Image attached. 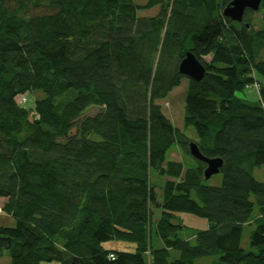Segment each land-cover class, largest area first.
<instances>
[{
  "label": "trees",
  "instance_id": "obj_1",
  "mask_svg": "<svg viewBox=\"0 0 264 264\" xmlns=\"http://www.w3.org/2000/svg\"><path fill=\"white\" fill-rule=\"evenodd\" d=\"M230 1L0 0V209L15 222L0 225L6 264H264V181L253 175L264 166V0L240 21L222 13ZM187 51L200 80L179 72ZM183 78L197 140L158 102ZM254 84L257 99L238 96ZM190 141L221 158L219 185L204 183L203 161L166 159ZM180 212L208 221L193 242L179 236ZM113 240L134 251L107 248Z\"/></svg>",
  "mask_w": 264,
  "mask_h": 264
},
{
  "label": "rangeland",
  "instance_id": "obj_2",
  "mask_svg": "<svg viewBox=\"0 0 264 264\" xmlns=\"http://www.w3.org/2000/svg\"><path fill=\"white\" fill-rule=\"evenodd\" d=\"M137 3H144L146 0H134ZM159 10V6H154L149 9H142L137 12L139 16H152L157 13ZM254 17L259 18L260 14L255 12L253 13ZM255 25V23H254ZM264 56V54H263ZM205 60H208L209 57H205ZM187 90V80L186 78H183L178 86L173 88V90L164 98L159 100L158 102L162 106L163 113L170 119L172 124L179 128L181 131H183L188 138L191 140H197V135L195 133V130L192 127H185L183 123V107H184V99L186 95ZM41 97V92H35L33 96ZM238 96L242 97L245 96L248 99L255 100L257 99V91L255 87L250 90H245L244 94L239 93ZM18 98V97H17ZM98 110V106H89L85 111L83 112V115L93 114ZM90 137L95 140H99L100 137L96 133H91ZM167 160H178L182 161L184 163V167H186L189 164L196 163V160L191 157L190 154H187L177 143H173L169 151L167 152L166 156ZM253 175L257 180L264 181V166H261L259 168H255L253 171ZM222 176L220 173L213 174L208 179L204 180V183L208 185H219L221 183ZM5 198H0V207L2 208L3 203L5 202ZM258 213V208L255 205V208L253 210L252 217L255 218ZM159 216V211L157 209H154V213L152 216V245L154 247L158 246V236L154 229V224L156 219ZM178 216H180L181 220L183 221V224L185 227L179 231V236L183 239H190L191 242H193V234L198 229H204L208 226V221L206 218L199 217L197 215H194L192 213L188 212H180L178 213ZM15 224L14 220L8 216H6L4 213H0V225L4 226H13ZM254 229V223H247L243 227L242 232V238H241V246L244 249L249 248L250 243V234L251 231ZM161 242V241H160ZM105 246L107 248H114V249H126L127 251H134V245L131 243H124L121 241H108L105 243ZM178 255L176 251H171V258H174ZM216 260L215 256H207V257H198L194 260V264H215L214 261ZM8 262V257L2 256L0 257V264H6ZM43 264H57L56 262L51 263H43Z\"/></svg>",
  "mask_w": 264,
  "mask_h": 264
},
{
  "label": "water",
  "instance_id": "obj_3",
  "mask_svg": "<svg viewBox=\"0 0 264 264\" xmlns=\"http://www.w3.org/2000/svg\"><path fill=\"white\" fill-rule=\"evenodd\" d=\"M261 0H231L222 10L223 15L232 20L240 21L246 8L253 11L258 10ZM179 72L191 79L200 80L205 73L204 65L194 56L191 51H187L179 62ZM189 154L205 163L203 175L208 179L213 174L219 172L222 160L219 157L209 158L204 156L194 141L188 143Z\"/></svg>",
  "mask_w": 264,
  "mask_h": 264
},
{
  "label": "built area",
  "instance_id": "obj_4",
  "mask_svg": "<svg viewBox=\"0 0 264 264\" xmlns=\"http://www.w3.org/2000/svg\"><path fill=\"white\" fill-rule=\"evenodd\" d=\"M257 84H254V87L255 88H257ZM18 97V98H17ZM15 100H16V102H18V103H23V102H25L26 101V97H25V95L23 94V95H18V96H16V98H15ZM262 104H264L263 102H262ZM0 213H1V209H0ZM108 257L110 258V259H113L114 258V254L113 253H109V255H108Z\"/></svg>",
  "mask_w": 264,
  "mask_h": 264
},
{
  "label": "crops",
  "instance_id": "obj_5",
  "mask_svg": "<svg viewBox=\"0 0 264 264\" xmlns=\"http://www.w3.org/2000/svg\"><path fill=\"white\" fill-rule=\"evenodd\" d=\"M161 245V242H160V240H158V246H160Z\"/></svg>",
  "mask_w": 264,
  "mask_h": 264
}]
</instances>
